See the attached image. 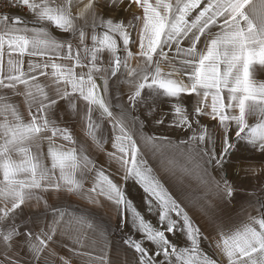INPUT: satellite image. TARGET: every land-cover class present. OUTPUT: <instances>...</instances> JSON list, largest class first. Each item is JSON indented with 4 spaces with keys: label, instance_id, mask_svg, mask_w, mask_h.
<instances>
[{
    "label": "snow or ice",
    "instance_id": "1",
    "mask_svg": "<svg viewBox=\"0 0 264 264\" xmlns=\"http://www.w3.org/2000/svg\"><path fill=\"white\" fill-rule=\"evenodd\" d=\"M133 4L142 15L127 21L103 11ZM21 5L33 26L0 15V264H264V188L251 211L230 215L247 191L235 169L264 175V0H5ZM149 152L165 171L179 154L202 194L170 193ZM129 182L149 214L159 210V227L138 211ZM65 201L83 203L68 212Z\"/></svg>",
    "mask_w": 264,
    "mask_h": 264
},
{
    "label": "crops",
    "instance_id": "2",
    "mask_svg": "<svg viewBox=\"0 0 264 264\" xmlns=\"http://www.w3.org/2000/svg\"><path fill=\"white\" fill-rule=\"evenodd\" d=\"M84 2H86V0H84ZM97 2L99 3V0H97ZM80 6H82V4ZM103 11L107 17L123 19L125 21L131 19L133 15H138V16L142 15V9L138 8L134 4L130 8H127L126 10L109 11L108 9H103ZM193 15H195V13H193ZM22 20L28 26H33L31 12L26 20L24 19ZM48 31L50 32L52 36L58 39L66 35L62 31L57 30L54 26H49ZM135 38H136V35L134 32L133 39ZM117 41H118V44L122 45V41H120L118 37H117ZM89 44H90V40H89ZM130 48L133 52L137 51L136 45H130ZM24 59L27 62L29 58L26 56L24 57ZM58 62L70 63L68 61H58ZM130 63L133 67H135V61H131ZM5 64H6V59H5ZM161 67L163 71L165 72L169 70L167 66L164 64H162ZM25 68H27V63H25ZM47 71L51 72V69H48ZM77 71L79 72L81 70L77 69ZM174 78L178 80L183 79L185 80V82L187 81L186 76L184 77L176 76ZM39 79L42 83H48L51 78L50 77L49 78L40 77ZM258 79H260L261 81H264V71L260 72ZM97 83H102V81L97 79ZM193 97H194V94L193 96H185L186 104H190L193 100ZM14 99L19 101L22 98H14ZM73 127H74V133H73L74 136H78L79 138L84 139L85 138L84 132L80 130L79 126L74 125ZM102 127L106 131H110V126H108L106 122L102 124ZM173 139L175 140L176 138L173 137ZM88 142L91 143L90 140ZM105 147L108 151H114L113 149H111L110 144H106ZM43 151L45 153L47 152L46 142L43 145ZM90 158L95 160L98 163V165L102 166L106 170V174L113 173V169L115 168L116 165L112 164L110 166L109 163L106 162V156L104 154L93 152ZM144 159L148 161V165L154 170L155 175L161 180L165 188H167L170 193L174 195H179L181 199H185V200H195L202 194L198 186L196 177L190 173H185L183 171L185 167H190V165H188L187 161L182 159V157L179 154L175 155V167L172 169V171L164 170V168L161 165V159L159 158L158 155H153L151 152H149L148 155L144 156ZM46 163H48V165L50 166V160L46 161ZM233 178L236 179V182L238 184L242 185L243 189H247V191H241L240 194L237 196V199L241 203L237 204L230 213L233 219H236L238 213L240 214L243 213V209L248 208L249 211H251L248 201L251 198V194L253 192L255 193L256 196H259L261 194L260 189L264 188V175H260V174L245 175L244 172L240 168H236L235 172L233 173ZM116 179H119V177H116ZM87 186H90V185H86V187ZM127 191L130 195V198L134 201V204L137 207L138 211H140V213L143 215L144 219L150 222L153 226L159 227L158 219H157L159 210L157 209V211L154 214H149L146 211V208L142 204V201H141V197L143 195L142 189H140L139 186L135 185L134 183L129 182L127 186ZM75 199L79 201V197H76ZM80 203H83V202L81 201ZM80 203H69L65 201L64 207L67 209L68 212H73L74 210H77L80 207ZM29 212L34 213L35 209L25 208L26 217ZM252 214L256 215L255 212H252ZM32 220L35 221V224L37 225L42 226L44 223L43 218L37 217L36 215L32 216ZM115 221H116V217L114 214L111 216V218H109L108 216L104 217V224L106 227L110 225H114ZM113 231H114V228H113ZM166 235L169 236V239L173 240V242L177 245L178 248L189 246L185 242L184 238L180 237L179 235H177V237L175 238H173L170 234H166ZM201 250L204 252V254L208 255L212 259H217V260L220 259L218 250H215L214 247L210 248L209 243L207 241H203L201 243ZM67 252H68V249L64 248L61 250L60 254L66 255Z\"/></svg>",
    "mask_w": 264,
    "mask_h": 264
},
{
    "label": "built area",
    "instance_id": "3",
    "mask_svg": "<svg viewBox=\"0 0 264 264\" xmlns=\"http://www.w3.org/2000/svg\"><path fill=\"white\" fill-rule=\"evenodd\" d=\"M0 14H11L26 20L30 15V10L26 6L5 7V0H0Z\"/></svg>",
    "mask_w": 264,
    "mask_h": 264
}]
</instances>
